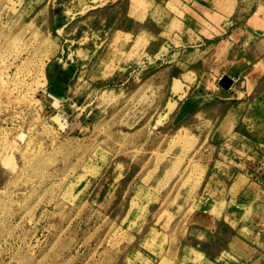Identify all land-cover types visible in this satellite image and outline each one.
I'll list each match as a JSON object with an SVG mask.
<instances>
[{
    "label": "rangeland",
    "instance_id": "374dc122",
    "mask_svg": "<svg viewBox=\"0 0 264 264\" xmlns=\"http://www.w3.org/2000/svg\"><path fill=\"white\" fill-rule=\"evenodd\" d=\"M0 264H264V0H0Z\"/></svg>",
    "mask_w": 264,
    "mask_h": 264
},
{
    "label": "water",
    "instance_id": "95a60500",
    "mask_svg": "<svg viewBox=\"0 0 264 264\" xmlns=\"http://www.w3.org/2000/svg\"><path fill=\"white\" fill-rule=\"evenodd\" d=\"M231 84H232V83H231V80L228 79V78H226V77L222 78V79L220 80V82H219V86L222 87V88L225 89V90L229 89L230 86H231Z\"/></svg>",
    "mask_w": 264,
    "mask_h": 264
}]
</instances>
